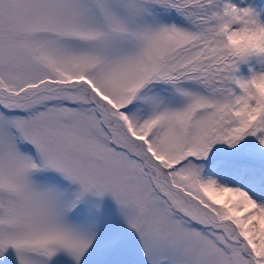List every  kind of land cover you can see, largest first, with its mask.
Returning a JSON list of instances; mask_svg holds the SVG:
<instances>
[{"label": "snow or ice", "instance_id": "snow-or-ice-1", "mask_svg": "<svg viewBox=\"0 0 264 264\" xmlns=\"http://www.w3.org/2000/svg\"><path fill=\"white\" fill-rule=\"evenodd\" d=\"M0 264H264V0H0Z\"/></svg>", "mask_w": 264, "mask_h": 264}]
</instances>
